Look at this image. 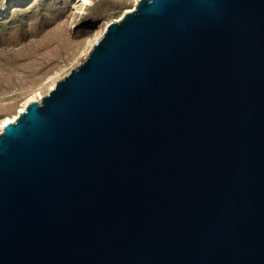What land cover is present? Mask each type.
Segmentation results:
<instances>
[{
    "label": "water",
    "instance_id": "obj_1",
    "mask_svg": "<svg viewBox=\"0 0 264 264\" xmlns=\"http://www.w3.org/2000/svg\"><path fill=\"white\" fill-rule=\"evenodd\" d=\"M0 264H264V0H139L5 124Z\"/></svg>",
    "mask_w": 264,
    "mask_h": 264
},
{
    "label": "rangeland",
    "instance_id": "obj_2",
    "mask_svg": "<svg viewBox=\"0 0 264 264\" xmlns=\"http://www.w3.org/2000/svg\"><path fill=\"white\" fill-rule=\"evenodd\" d=\"M138 1L0 0V131L42 101Z\"/></svg>",
    "mask_w": 264,
    "mask_h": 264
},
{
    "label": "bare ground",
    "instance_id": "obj_3",
    "mask_svg": "<svg viewBox=\"0 0 264 264\" xmlns=\"http://www.w3.org/2000/svg\"><path fill=\"white\" fill-rule=\"evenodd\" d=\"M24 109H25V108H24ZM24 109H23V110H24ZM23 110H22V111H23ZM12 121H14V120H12ZM8 122H11V120L9 119V120L7 121V123H8ZM7 123H4V124H7ZM4 124L2 125V130L4 129V126H5Z\"/></svg>",
    "mask_w": 264,
    "mask_h": 264
},
{
    "label": "snow or ice",
    "instance_id": "obj_4",
    "mask_svg": "<svg viewBox=\"0 0 264 264\" xmlns=\"http://www.w3.org/2000/svg\"><path fill=\"white\" fill-rule=\"evenodd\" d=\"M85 2L87 3V2H88V0H85Z\"/></svg>",
    "mask_w": 264,
    "mask_h": 264
}]
</instances>
